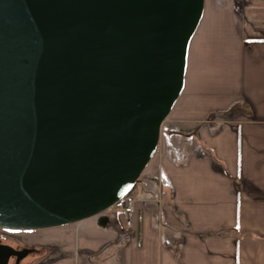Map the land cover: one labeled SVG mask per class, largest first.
Here are the masks:
<instances>
[{
  "label": "water",
  "instance_id": "obj_1",
  "mask_svg": "<svg viewBox=\"0 0 264 264\" xmlns=\"http://www.w3.org/2000/svg\"><path fill=\"white\" fill-rule=\"evenodd\" d=\"M205 0H0V228L133 191L180 97ZM36 251L0 243V264Z\"/></svg>",
  "mask_w": 264,
  "mask_h": 264
},
{
  "label": "crops",
  "instance_id": "obj_2",
  "mask_svg": "<svg viewBox=\"0 0 264 264\" xmlns=\"http://www.w3.org/2000/svg\"><path fill=\"white\" fill-rule=\"evenodd\" d=\"M162 128L130 229L117 205L26 229L23 264H264V0H205Z\"/></svg>",
  "mask_w": 264,
  "mask_h": 264
},
{
  "label": "built area",
  "instance_id": "obj_3",
  "mask_svg": "<svg viewBox=\"0 0 264 264\" xmlns=\"http://www.w3.org/2000/svg\"><path fill=\"white\" fill-rule=\"evenodd\" d=\"M168 131L166 129H163L161 127V137L162 135L165 136V138L169 139L172 133H167ZM138 198L137 195L134 193V191L129 192L126 194L116 205L119 207L120 214L122 216L124 225L126 229H130L133 226L134 223V213L136 209V202Z\"/></svg>",
  "mask_w": 264,
  "mask_h": 264
},
{
  "label": "rangeland",
  "instance_id": "obj_4",
  "mask_svg": "<svg viewBox=\"0 0 264 264\" xmlns=\"http://www.w3.org/2000/svg\"><path fill=\"white\" fill-rule=\"evenodd\" d=\"M27 231L23 229H5L0 228V243H7L13 245L16 248H20L19 246H24L25 243L30 244L28 241V237H26ZM30 257V256H28ZM26 257V258H28ZM24 259V261L26 260ZM9 264H15V257L11 258ZM23 264V261H22Z\"/></svg>",
  "mask_w": 264,
  "mask_h": 264
},
{
  "label": "flooded vegetation",
  "instance_id": "obj_5",
  "mask_svg": "<svg viewBox=\"0 0 264 264\" xmlns=\"http://www.w3.org/2000/svg\"><path fill=\"white\" fill-rule=\"evenodd\" d=\"M20 248H18V249H23V248H25V247H35L36 248V251H34V252H32V253H29L26 257H28V256H30V255H33V254H36V253H38L39 252V248L36 246V244H28V243H25V245L24 246H19ZM25 257V258H26ZM13 258V257H12ZM24 258V259H25ZM24 259L22 260V261H24ZM21 264H22V262H21Z\"/></svg>",
  "mask_w": 264,
  "mask_h": 264
}]
</instances>
